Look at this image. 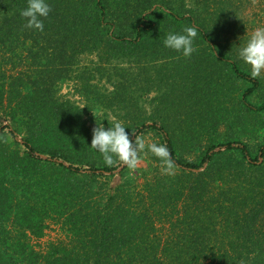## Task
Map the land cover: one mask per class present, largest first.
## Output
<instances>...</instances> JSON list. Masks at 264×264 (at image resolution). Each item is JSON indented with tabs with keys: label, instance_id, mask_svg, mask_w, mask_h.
<instances>
[{
	"label": "trees",
	"instance_id": "1",
	"mask_svg": "<svg viewBox=\"0 0 264 264\" xmlns=\"http://www.w3.org/2000/svg\"><path fill=\"white\" fill-rule=\"evenodd\" d=\"M190 1L48 0L38 31L20 15L27 0H0V264H264V141L253 153L237 138L219 140V115L212 139L186 159L162 125L131 109L152 88L148 51L161 56L165 30L186 23L245 83L240 106L264 111L250 98L261 77L230 46L248 0ZM92 54L97 65L82 68ZM163 61L156 72L168 71ZM101 80L108 92L97 88ZM66 81L81 100L123 111L133 141L157 133L187 180L176 174L167 186L155 174L137 190L127 165L106 166L90 146L83 105L57 94ZM115 174L121 180L111 185ZM50 223L63 237L35 245Z\"/></svg>",
	"mask_w": 264,
	"mask_h": 264
},
{
	"label": "rangeland",
	"instance_id": "2",
	"mask_svg": "<svg viewBox=\"0 0 264 264\" xmlns=\"http://www.w3.org/2000/svg\"><path fill=\"white\" fill-rule=\"evenodd\" d=\"M178 3L182 2L178 0ZM184 5H192V2L184 0ZM211 10H215V8L211 6ZM239 15L240 19L237 24L240 27L238 26L237 34L232 36L230 32H227L223 36L225 39L227 35L232 36V44L235 45L230 46L237 57L238 49L246 43L251 33L258 27H264V0L246 1L238 17ZM185 26L188 24L185 23L178 28L182 30ZM164 33L166 36L168 31L165 30ZM200 41L201 39L197 36L194 41L196 51L190 57H184L181 53L169 48L161 56H158V53L148 51V74L150 78L147 75L146 84L150 81L152 88L144 91V94L140 95L139 102L131 109L135 113L141 111L148 123L156 121L158 125H162L169 136L173 138L177 152L186 159H194L207 140L212 139L211 132L215 130L213 128L219 115H224L226 122H221L217 126V138L219 140L237 138L255 153L257 147L264 141V111L253 113L240 106L238 100L245 83L236 79L225 64L214 61V57L207 54L208 49L205 43ZM230 41L231 39L228 38L227 43ZM164 55L167 57L163 58ZM124 59L127 58L124 57ZM96 60L95 54L83 56L82 68L96 66L97 64H94ZM163 60H166L171 66L166 72L162 70L156 72L155 66H161L164 63ZM238 60L244 63L239 57ZM112 61L114 63L119 62L118 59ZM18 66L23 68L26 65L22 63V66L20 64ZM247 67L251 71L250 65ZM99 75L96 73L97 77ZM261 85L260 90L250 97L254 103L264 102V74L261 76ZM97 88H100L99 91L101 92H108L111 86L101 80L97 82ZM57 94L61 98H70L79 101L81 106L83 105L86 112L84 119L92 133L97 123H101L107 129L116 121L123 124L126 122L124 112L117 110L116 106L113 107L115 109H109L105 108L101 102L81 100L71 81L61 83ZM143 138L146 144L161 143L159 135L152 130L148 131ZM97 153L99 152H94V154ZM151 155L152 153L146 148L140 153L136 167L129 168L128 174L134 179L132 183L135 189L145 187L149 182L147 179H151L155 174L164 177L167 186L175 182L176 174L180 175L179 179L183 181L189 177L176 168H174V174H165L162 171V163L152 160ZM100 179H108V177L106 175ZM110 179L111 185H114L121 180V177L115 174ZM167 191L169 195L173 194L172 188L169 187ZM58 227L59 225L50 223L45 229L43 237L39 240L33 239L32 242L41 245L44 240L49 241L63 237Z\"/></svg>",
	"mask_w": 264,
	"mask_h": 264
},
{
	"label": "clouds",
	"instance_id": "3",
	"mask_svg": "<svg viewBox=\"0 0 264 264\" xmlns=\"http://www.w3.org/2000/svg\"><path fill=\"white\" fill-rule=\"evenodd\" d=\"M51 10L48 0H27V6L20 11V15L26 18L25 27L43 31V18L48 17ZM198 33L199 28L196 24L185 26L181 31H169L163 39V45L184 57H190L196 51L194 41ZM238 57L250 65L252 78L264 74V27H258L251 33L246 43L238 49ZM90 146L102 155L106 166L113 167L120 161L129 168L136 167L140 153L147 148L160 159L165 174H174L175 163L166 144L155 142L146 144L143 137L137 136L133 141L126 131V126L120 121H116L107 129L101 123H97L93 129Z\"/></svg>",
	"mask_w": 264,
	"mask_h": 264
}]
</instances>
